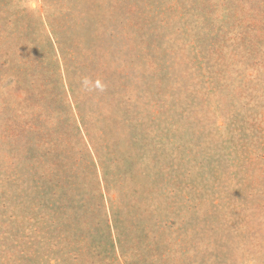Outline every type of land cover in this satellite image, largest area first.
I'll list each match as a JSON object with an SVG mask.
<instances>
[{
	"label": "rangeland",
	"instance_id": "rangeland-1",
	"mask_svg": "<svg viewBox=\"0 0 264 264\" xmlns=\"http://www.w3.org/2000/svg\"><path fill=\"white\" fill-rule=\"evenodd\" d=\"M0 264H264V0H0Z\"/></svg>",
	"mask_w": 264,
	"mask_h": 264
}]
</instances>
